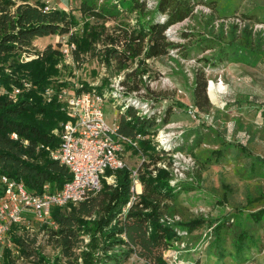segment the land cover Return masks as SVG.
<instances>
[{"label":"trees","instance_id":"obj_1","mask_svg":"<svg viewBox=\"0 0 264 264\" xmlns=\"http://www.w3.org/2000/svg\"><path fill=\"white\" fill-rule=\"evenodd\" d=\"M199 2L202 0H156L154 8L149 9L146 0H103L100 4L98 0H79L77 9L84 20L82 26L76 28L79 20L75 15L56 7L46 9V0H0L1 172L24 181L29 189L38 192L44 191L45 185L51 189L60 188L71 177L68 167L52 159L46 148L59 144L56 131L68 119L62 109L63 103L57 98V92L63 86L49 81V77L57 72L55 65L61 51L52 44L42 50L34 49L33 42L38 37L68 35V42L74 44L71 55L78 65L85 62L91 52L114 75L136 62L137 66L125 73L120 81L124 86L121 96L124 100L135 97L148 106V111L142 113L141 107L129 104L118 119V131L132 141H138L137 146L128 144L126 147L141 151L149 159L145 168L138 170L141 193L131 200L133 181L129 168L107 169V174L114 172L115 181L103 179L100 190L88 194L79 203L52 210L56 227L51 226L49 240L61 253L48 260L35 246L36 238H29L31 232L26 230L23 236H12L13 247L20 248L21 255L34 254L33 261L37 264H61L62 257L70 264L80 257L81 264H117L123 257L136 252L144 259L141 264H201L194 256L192 260L183 259L180 256L183 250L179 248H176V256L172 255L173 259L163 255L169 246L175 247L174 241L182 239V231L192 232L200 227H210L207 233L211 234V239L206 244V253L217 260L229 256L239 261L245 251L258 247L261 237L256 233L264 231L262 186L257 190L258 195L246 191V206L229 215H199L187 220H169L165 216L166 213L175 214L165 199H175L180 189L190 190L196 185L180 179L172 183L171 170L155 165L163 158L159 152L166 149L163 147L158 151L152 137L162 125L173 120L174 107L193 110L195 118L201 119L202 114L210 113L212 102L208 78L205 71L199 69L191 86L192 104L175 99L158 119L154 105L164 96H158L144 81L143 76L148 72L146 61L167 55L171 50L185 56L194 49H210V54L202 59L212 67L224 61L264 65V30H254L248 23L240 27L235 21L225 25V20H221L216 26L213 14H208L200 20V28L184 33L185 42L169 38L167 29L192 16L194 6ZM238 7L235 0L223 1L220 17L225 19L235 15ZM132 14L135 24L125 20ZM157 14L165 15L164 20H158ZM107 19L118 21L109 28ZM260 21L264 22V18ZM23 54L36 56L24 60ZM50 86L55 93L48 100L45 94ZM15 88L20 91L15 93ZM142 88L150 102L133 95ZM122 106L124 104L118 103L116 107L121 109ZM138 134L144 137H137ZM225 145L234 146L231 142ZM241 148L245 149L244 146ZM213 152L217 156L223 154L220 148ZM152 164L155 167L149 168ZM249 172H258L264 177L262 155L252 157ZM199 178L200 174L198 184ZM259 200L261 204L256 205ZM232 225H235L230 240L233 250L229 251L224 232ZM85 236H89L86 243ZM13 247L4 249L1 264H18L12 257Z\"/></svg>","mask_w":264,"mask_h":264},{"label":"rangeland","instance_id":"obj_2","mask_svg":"<svg viewBox=\"0 0 264 264\" xmlns=\"http://www.w3.org/2000/svg\"><path fill=\"white\" fill-rule=\"evenodd\" d=\"M79 0H46L47 5L53 8L64 9L79 20L82 26L84 18L77 9ZM147 7L153 9L156 0H146ZM226 0H202L196 3L193 15L183 21L171 25L167 29L169 38L185 42L184 33L190 29L200 28V20L208 14H213L214 22L217 26L219 21H235L240 27L248 23L254 30H264V0H235L238 7L235 15L225 19L220 17V6ZM103 0H98L102 3ZM248 14V15H247ZM134 14L126 17L125 20L135 24ZM249 16V17H245ZM132 17V18H131ZM158 20L163 21L165 15L157 14ZM118 19H107L106 26L113 28ZM227 27V26H226ZM68 42V35H49L42 40H34L33 46L36 50H42L47 45L52 44L59 48ZM210 54V49H194L187 55H182L180 51L171 50L167 55L152 58L146 61L148 72L143 76L144 81L156 92L158 96H164L156 102L154 110L158 112V119L164 114L166 108L176 99L188 104L191 102V86L197 70L203 69L209 81V96L212 102L210 113L202 114L201 119L194 116L192 110L174 107L173 120L162 125L153 135V143L158 151L163 147L165 152H159L163 158L155 165L169 168L176 179L193 182L196 187L186 190L180 189L175 199L166 198L165 201L171 204L174 216L166 213L165 216L173 220H187L196 216H217L229 215L238 208L246 206V191L258 195L260 186L264 189V177L258 172L251 174L249 165L252 157L260 154L264 157V65L261 63L255 66L244 62L224 61L217 66H210L204 63V55ZM35 54H23L24 60L34 58ZM137 66L132 63L128 68L122 70L117 75L112 74L99 58L91 52L85 57V62L80 65L73 60L66 59L62 54L58 56L55 65L57 72L49 77V81L60 83L65 88H75L82 84L83 89L88 88H114L125 73L130 72ZM87 86V87H86ZM145 101H149V95L142 88L133 92ZM252 95L257 98L246 97ZM135 98V97H134ZM119 100L110 98L105 102L104 113L109 123L114 117L119 118V107L116 108ZM223 140V141H222ZM231 142L234 146L227 147L225 143ZM244 146L245 149L241 147ZM226 147L225 149H223ZM220 148L223 152L217 156L213 150ZM124 158L128 166L144 169L148 163V156L132 147H126ZM154 164L149 168H154ZM198 174L200 183L198 184ZM115 177L109 181H115ZM141 185L137 184L140 190ZM172 202L173 205H172ZM261 204L257 201L256 205ZM127 208V207H126ZM235 225L228 227L224 234L228 237L225 244L226 249L232 251L230 244ZM47 225H40V222H31L29 227L24 226V232L29 230L34 236L35 246L52 260L61 253L55 243L49 240V230ZM210 227H200L192 232L182 231V239L174 241V246H169L164 250L165 258L173 259L176 256V248L183 250L181 257L185 260H192L194 256L201 264H264V231L260 230L261 240L258 247H253L242 254V260L234 261L229 256L217 260L213 255H207L206 244L211 239ZM89 236H85V243ZM170 250V251H169ZM20 248L12 250V257L18 264H37L33 261V255H21ZM80 252V249L78 250ZM174 252V253H173ZM20 253V255H19ZM4 252L2 253L3 256ZM144 261L138 253L132 252L117 264H141ZM2 257H0V264ZM61 264L67 263L62 257ZM80 257L77 262L81 264Z\"/></svg>","mask_w":264,"mask_h":264},{"label":"built area","instance_id":"obj_3","mask_svg":"<svg viewBox=\"0 0 264 264\" xmlns=\"http://www.w3.org/2000/svg\"><path fill=\"white\" fill-rule=\"evenodd\" d=\"M45 8L52 6L46 5ZM71 47L74 44L69 42L60 47L61 54L68 60H73ZM118 76L120 80L113 83L114 88L83 89L81 84L75 88L62 87L57 92V98L63 103L62 109L66 111L68 119L56 131L60 137L59 144L46 148L49 156L65 164L71 173L62 187L51 189L45 185L44 191L38 192L29 189L24 181L0 171V257L5 248L13 247V234L23 236L26 232L24 226L28 228L29 223L34 221L40 222V225L56 227L52 217L55 207L69 208L88 194L97 192L103 179L112 180L115 177L114 170L129 168L133 181L131 200L141 193L142 189H137V184L142 186L138 168L128 166L124 158L126 145L137 146L138 141H132L118 131L119 118L114 117L112 123L107 121L104 105L110 98L118 99L119 103L124 104L118 109L119 114L129 104L141 107L142 113L148 111V106L132 97L124 100L121 96L124 90L120 83L122 76ZM19 91L20 88H15V93ZM54 93L52 86L46 88L48 100ZM137 137L144 136L138 134ZM107 169L113 170L112 173L107 174Z\"/></svg>","mask_w":264,"mask_h":264},{"label":"crops","instance_id":"obj_4","mask_svg":"<svg viewBox=\"0 0 264 264\" xmlns=\"http://www.w3.org/2000/svg\"><path fill=\"white\" fill-rule=\"evenodd\" d=\"M45 37H49V36H43V37H38V38H36V40H42L43 38H45ZM126 153V152H125ZM142 187V186H141ZM142 189V188H141Z\"/></svg>","mask_w":264,"mask_h":264},{"label":"bare ground","instance_id":"obj_5","mask_svg":"<svg viewBox=\"0 0 264 264\" xmlns=\"http://www.w3.org/2000/svg\"><path fill=\"white\" fill-rule=\"evenodd\" d=\"M138 185H140V184H138Z\"/></svg>","mask_w":264,"mask_h":264}]
</instances>
